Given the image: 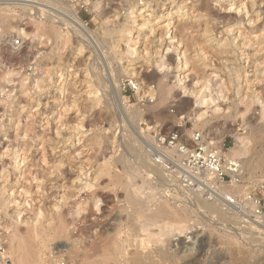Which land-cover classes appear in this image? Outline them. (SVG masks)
Listing matches in <instances>:
<instances>
[{
    "label": "rangeland",
    "instance_id": "obj_1",
    "mask_svg": "<svg viewBox=\"0 0 264 264\" xmlns=\"http://www.w3.org/2000/svg\"><path fill=\"white\" fill-rule=\"evenodd\" d=\"M50 1L52 3L48 4ZM56 2L58 4H54ZM241 3L246 11L242 10L239 17L223 14L219 9ZM0 7V13H6L4 9L9 12L6 22H0V51L13 52L14 41H27L22 60L0 59V192L6 197L0 193V238L6 242L13 264L19 263L11 256L12 235L32 231V228L47 230L46 225L51 228L58 218L65 219L62 222L66 232L59 242L74 246L76 252L88 253L87 258L84 253L63 252L70 262L77 264H93L86 261L94 257L95 243L109 235L120 252L114 261L110 258L105 264H264L262 170L249 173L242 166L244 181L234 194L239 198V205H231L232 208L219 198L214 200L191 192L192 196L190 191L181 189L169 174L152 162L145 148L151 127L158 125L167 129L178 127L185 132L186 139L192 131L202 130L212 140L223 142L227 152L239 145L237 136L243 135L247 138L248 152L242 159L261 153L260 141L264 142V0H223L220 3L217 0H0ZM151 8L156 10L154 17L160 18L163 24L171 17L166 31L160 32L162 38L158 33L153 42L149 41L151 39L145 42L139 34L135 39L137 44L133 43L135 40L125 44L130 34L136 36V24ZM75 15L80 23L74 22ZM17 17L26 18L29 28L19 30L22 27L15 26ZM247 18L254 19L253 25L246 27ZM7 21L9 24L4 25ZM36 21H44L46 26L51 23L56 32H48L46 38L47 32L35 28ZM24 34L27 39L22 37ZM165 35H172L178 50L184 51L183 62L191 58L190 63H186L191 69H176L175 62H170L163 54L160 42L166 40ZM178 35H182L180 39ZM235 35L237 37L233 38ZM131 45L135 46L133 50ZM131 52L134 53L126 55ZM233 53L236 54L231 56ZM225 59L228 62H223ZM158 61L161 68L157 66ZM164 64L169 66V71V68L162 69ZM180 72H185V76L179 78L178 83ZM159 79L174 86L172 92L175 93L171 92L165 103L159 102L161 105L154 109L159 97ZM99 80L105 81L102 83L105 87H101ZM195 80L203 84L196 85ZM200 88L205 90L202 95H207L206 99L212 98L204 108L196 104ZM89 94L94 96L90 98ZM216 108L219 111H215ZM204 111L207 112L198 116ZM227 152L225 156L230 155ZM98 170L108 180H102ZM158 171L159 174H155ZM108 173L121 177L108 178ZM138 186L142 188L139 190ZM134 188L140 193L135 194ZM249 191L260 196L257 204L260 214L252 212L253 204L242 198ZM216 208L222 211V216L213 212L218 211ZM145 217L157 218L150 222ZM177 222L187 225L186 229L179 232L177 228L184 227H176L180 226ZM167 223L175 228L162 237L167 231L163 225ZM158 231L164 233L156 239ZM36 243L39 246L37 261L52 247L55 250L56 240H47L43 245ZM107 248L115 251L114 247Z\"/></svg>",
    "mask_w": 264,
    "mask_h": 264
},
{
    "label": "bare ground",
    "instance_id": "obj_2",
    "mask_svg": "<svg viewBox=\"0 0 264 264\" xmlns=\"http://www.w3.org/2000/svg\"><path fill=\"white\" fill-rule=\"evenodd\" d=\"M40 1H43V0H40ZM56 1H58V0H56ZM250 1V0H249ZM32 2V1H31ZM47 2V1H46ZM55 2V1H54ZM217 2L218 3H220V2H223V0H217ZM248 2V1H247ZM261 2V1H260ZM49 3H52L51 1L50 2H48V4ZM254 3V2H253ZM262 3V2H261ZM3 4V3H2ZM14 4H16V3H14ZM38 4V3H37ZM54 4H58L57 2L56 3H54ZM60 4V3H59ZM243 4H244V2H243ZM242 3L241 4H238V5H233V4H228V5H226V6H223V7H220L219 9H220V11L223 13V14H232V15H234V16H238L239 14H241V12H242V10H243V12H245L246 11V9H245V4L243 5ZM13 5V4H12ZM17 5V4H16ZM52 5V4H51ZM61 5H63V4H61ZM252 5V4H251ZM262 5V4H261ZM29 7V6H28ZM59 7V6H58ZM57 7V8H58ZM213 7V6H212ZM211 7V8H212ZM252 7V6H251ZM0 8H2V7H0ZM50 8V7H49ZM242 8H244V9H242ZM48 9V8H47ZM46 9V10H47ZM61 9V8H60ZM158 9V8H157ZM213 9V8H212ZM215 9V8H214ZM218 9V10H219ZM251 9V11H252V8H250ZM2 10V9H1ZM5 11H6V13H0V22H6V20H7V18H6V14L7 13H9V12H7L8 10L7 9H4ZM64 10V9H63ZM216 10V9H215ZM245 10V11H244ZM256 10V9H255ZM10 11V10H9ZM48 12H49V10H47ZM65 11V10H64ZM251 11H249V12H251ZM257 11V10H256ZM260 11V10H259ZM1 12V11H0ZM51 12V11H50ZM67 12H69V11H67ZM187 12V11H186ZM201 12V11H200ZM208 12V11H207ZM248 12V11H247ZM255 12V11H254ZM11 14L13 13V12H10ZM40 13H42V12H40ZM55 13V12H54ZM60 13H62V12H60ZM219 13V12H218ZM262 13V12H261ZM260 13V14H261ZM45 14V13H44ZM43 14V15H44ZM57 14V13H56ZM74 14V13H73ZM141 14V13H140ZM174 14V13H173ZM185 14V13H184ZM256 14V13H255ZM16 15V14H15ZM14 15V17H16ZM25 15V14H24ZM48 14H46V19L49 17V16H47ZM57 15H59V14H57ZM70 15V14H69ZM155 15H157V13H156V10H154V9H150L149 10V12H147V14H142L141 15V21H140V23H138V24H136V36H131V34H130V36L128 37V39H127V41H126V43L125 44H127V43H129L130 41H132L133 42V40H135V39H137L138 38V36H139V34H142V38L145 40V42L147 41V40H149V39H151V40H149V41H152V39H154L155 38V36L157 37V35H158V33L160 34V32H165L166 31V29H167V27H168V22L170 21V19H171V17L170 18H168L167 19V23H165V24H163V22L161 23V21H160V18H155L154 16ZM242 15V14H241ZM244 15H247V14H244ZM17 16H19L18 14H17ZM28 16V15H27ZM140 16V15H139ZM184 16V15H183ZM261 16V15H260ZM10 17V16H9ZM44 17V16H43ZM71 17H72V15H71ZM71 17H70V19H71ZM74 17V16H73ZM180 17V16H179ZM182 17V16H181ZM239 17V16H238ZM19 17H17V19H18ZM31 18V17H30ZM44 18V19H45ZM53 18V17H52ZM75 18H76V15H75ZM261 18V17H260ZM11 19H14V18H12L11 17ZM41 19H43V18H41ZM162 19V18H161ZM245 19H246V17H245ZM253 19V18H252ZM259 19V18H258ZM257 18H256V20H258ZM33 20H34V18H33ZM32 20V21H33ZM39 20V19H38ZM49 20V19H48ZM54 20V19H53ZM53 20H51V21H53ZM117 20V19H116ZM198 20V19H197ZM241 20V19H240ZM247 20H248V18H247ZM254 20V19H253ZM253 20H248L249 22H247V25H246V27H249L250 25H253V23L251 22V21H253ZM264 20V19H263ZM47 21V20H46ZM60 21V20H59ZM73 21V20H72ZM78 22V23H80V20L79 19H77L76 18V20H74V22ZM181 21V20H180ZM183 21V20H182ZM181 21V22H182ZM199 21V20H198ZM37 22V23H36ZM35 23H36V29L38 30V31H44V32H49L50 33V31H53V32H56V31H54V30H52L53 29V26H51V23H50V25H48V26H46V23H44V21L42 22V21H36ZM107 22V21H106ZM112 22V21H111ZM256 22H258V21H256ZM57 23V22H56ZM55 23V24H56ZM108 23V22H107ZM171 23V22H170ZM1 24V23H0ZM5 24H9L8 23V21H7V23H4V25ZM109 24V23H108ZM255 24H257V23H255ZM128 25V24H127ZM170 25V24H169ZM178 25H179V23H178ZM177 25V26H178ZM238 25V24H237ZM240 25H242L241 23H239V26ZM15 26L16 27H18V26H21L22 28H20L19 30H23V29H26V28H29V22H28V20L26 19V18H19L18 19V21H17V23L15 24ZM54 26H56V25H54ZM172 26V25H171ZM255 26V25H254ZM10 27V26H9ZM175 27V26H174ZM58 28V27H57ZM57 28H55V29H57ZM172 28V31H173V27H171ZM206 28V27H205ZM179 29H181V28H179ZM208 29V28H207ZM225 29V28H224ZM12 30V29H11ZM10 30V31H11ZM15 31H16V29H14ZM118 30V29H117ZM175 30V32H177L176 31V29H174ZM232 30V29H231ZM234 30V29H233ZM232 30V31H233ZM37 31V32H38ZM113 31V30H112ZM167 31H169V30H167ZM183 31V30H182ZM224 31H226V30H224ZM18 32H20V31H18ZM23 32V31H22ZM111 31H109V33H110ZM174 32V31H173ZM172 32V33H173ZM181 32V31H180ZM185 32V31H184ZM183 32V33H184ZM192 32V31H191ZM203 32H204V30H203ZM24 33H26V32H24ZM41 33V32H40ZM49 33L47 34V36H45L46 38H48V35H49ZM112 33H115V32H112ZM118 33V32H117ZM233 33V32H232ZM261 33H263V32H261ZM42 34H44V33H42ZM55 34V33H54ZM119 34H120V31H119ZM127 34V33H126ZM180 34H182V32L180 33ZM188 34V33H187ZM252 34V33H251ZM264 34V33H263ZM263 34H261V35H263ZM15 35V34H14ZM53 35V34H52ZM52 35H50L51 37H52ZM106 35H108V34H106ZM114 35H116V33L114 34ZM123 35H125V34H123ZM238 35H239V33H238ZM22 36V35H21ZM27 36V35H26ZM26 36H25V34L22 36V37H25L26 38ZM166 36V35H165ZM164 36V38L163 39H165L166 38V40H161L162 42H160L161 44H160V47H162L163 48V50H164V55H166L167 56V59L170 61V62H175L174 64H175V68L177 69L178 67H180V70L181 71H188L189 69H191V68H189L188 67V65L186 64L187 62H189L190 60L189 59H191V58H188V60H186V62H183L182 61V57L184 56V51L183 52H181L180 50H178V45H177V41L176 40H172L174 37L172 36V35H169V36H166L165 37ZM179 36V38L178 39H180V37L182 36H180V35H178ZM17 37V36H16ZM42 37V36H41ZM44 37V36H43ZM44 37V38H45ZM51 37H49V38H51ZM55 37V36H54ZM53 37V38H54ZM59 37H61V35L59 36ZM108 37V36H107ZM159 37H161L162 38V35L160 34V36ZM176 37H177V35H176ZM237 36L235 35V37H233V38H236ZM244 37V36H243ZM11 38V37H10ZM19 38V37H18ZM161 38H157L158 40L159 39H161ZM167 38L169 39V40H167ZM27 39V38H26ZM32 39V38H31ZM176 39V38H175ZM242 39V38H241ZM244 39H246L245 37H244ZM20 40H22V41H20ZM18 39V41H14V46L12 45V48H13V52H6V51H0V59H2V60H7V59H9V60H13V59H15V58H20L22 55H23V51L26 49V47H27V41L25 40L24 41V39ZM47 40V39H46ZM45 40V41H46ZM113 40V39H112ZM114 40H115V38H114ZM140 40V39H139ZM156 40V39H155ZM181 40H183V39H181ZM206 40V39H205ZM211 40H212V38H211ZM49 41V40H48ZM47 41V42H48ZM52 41V40H51ZM124 41V40H123ZM141 41V40H140ZM139 41V42H140ZM209 40H207L206 42H208ZM245 41V40H244ZM113 42V41H112ZM132 42H130V43H132ZM153 42V41H152ZM133 43H135V44H137L136 43V40H135V42H133ZM140 43H143V42H140ZM149 43V42H148ZM147 43V44H148ZM232 43H234V42H232ZM244 43V42H243ZM11 44H13V41H12V43ZM30 44V43H29ZM124 44V43H123ZM122 44V45H123ZM144 44V43H143ZM158 44V43H157ZM190 44V43H189ZM237 44V43H236ZM242 44V43H241ZM246 44V43H245ZM244 44V45H245ZM118 45H120V44H118ZM130 45V44H129ZM141 45V44H140ZM153 45V44H152ZM243 45V46H244ZM114 46H116V44L114 45ZM126 46V45H125ZM134 46V45H133ZM132 45H131V48H132V50H133V48L135 47H133ZM157 46V45H156ZM29 48H30V46H28ZM118 47V46H117ZM128 47V46H127ZM125 48V49H127V50H129L128 48ZM144 47V46H143ZM142 47V48H143ZM159 47V46H158ZM184 47H185V45H184ZM5 48V47H4ZM113 48V47H112ZM118 48H120V47H118ZM186 48V47H185ZM184 48V49H185ZM6 49H8L7 47H6ZM5 49V50H6ZM144 49V48H143ZM142 49V50H143ZM197 49V48H196ZM8 50H10V49H8ZM115 50H116V47H115ZM124 50V49H123ZM132 50H130V51H132ZM138 50V49H137ZM145 50V49H144ZM154 50V49H153ZM156 50V49H155ZM154 50V51H155ZM157 50H159V49H157ZM186 50V49H185ZM139 51V50H138ZM141 51V50H140ZM147 51V50H146ZM25 52V51H24ZM26 52H27V50H26ZM136 52V51H135ZM144 52V51H143ZM190 52V51H189ZM127 53V52H126ZM132 53H134V52H131V53H128V54H126V55H129V54H132ZM139 53V52H138ZM142 53V52H141ZM145 53H147V52H145ZM182 53V54H181ZM136 54V53H135ZM185 54H187V52H185ZM236 54V53H235ZM234 53L233 54H231V56H233V55H235ZM242 54V53H241ZM159 55V54H158ZM161 55V54H160ZM130 56V55H129ZM131 56H133V55H131ZM137 57H139V56H137ZM192 57V56H191ZM25 58V57H24ZM141 58V57H140ZM145 58V57H144ZM234 58V57H233ZM22 59H23V56H22ZM21 58H20V60H22ZM27 59V58H26ZM159 59H161V58H159ZM168 60H166V61H168ZM199 60V59H198ZM203 60V59H202ZM264 60V59H263ZM161 61V60H160ZM165 61V62H166ZM191 61H193V60H191ZM152 62V61H151ZM159 62V61H158ZM165 62H163L162 61V63H165ZM222 62V61H221ZM223 62H228V60H223ZM143 63V62H142ZM167 63V62H166ZM183 63V64H182ZM190 63V62H189ZM261 63V62H260ZM260 63H258V64H260ZM262 63H263V61H262ZM180 64H182V65H180ZM199 64V63H198ZM154 65V64H153ZM157 65V64H156ZM161 62H159L158 63V67L159 68H161ZM168 65V64H167ZM256 65V64H255ZM195 66V65H194ZM257 66H259V65H257ZM156 67V66H155ZM157 67V68H158ZM165 67V69H164V71L165 70H167V68H169V66H167L166 67V65L164 64V66H162V69ZM198 67H199V65H198ZM204 67H205V65H204ZM158 68V69H159ZM203 68V67H202ZM257 68H259V67H257ZM264 68V67H263ZM176 69H175V71H176ZM207 69V68H206ZM170 70V68L168 69V71ZM203 70H205L204 68H203ZM158 71V70H157ZM159 71H161L162 72V70H159ZM190 71H192V70H190ZM188 72L189 74L191 73L192 74V72ZM253 71V70H252ZM154 72V71H153ZM255 73L257 72V71H254ZM187 73V72H186ZM254 73V74H255ZM260 73V75H263V74H261V72H259ZM100 74V73H99ZM102 74V73H101ZM163 74V73H162ZM185 74V72H180L179 74H178V83L179 82H181V79H179V78H184V75ZM97 74H95L94 75V77L96 76ZM210 75H212V74H209V76ZM215 75V74H214ZM213 75V76H214ZM250 75V74H249ZM255 75H257V74H255ZM259 74H258V76H260ZM192 76V75H191ZM246 76V75H245ZM245 76H244V78H245ZM98 77V76H97ZM99 77H100V75H99ZM166 77V76H165ZM252 77V76H251ZM103 78V77H102ZM170 78V77H169ZM247 78V77H246ZM259 78H261V79H263V77H259ZM98 79V78H97ZM195 79V78H194ZM197 79V78H196ZM214 79H215V76H214ZM260 79V81H262ZM95 80H96V78H95ZM102 80V79H101ZM101 80H99V83L100 84H102V83H104V82H102ZM166 80V79H165ZM168 80V79H167ZM176 81H177V79H175ZM253 80V79H252ZM93 81H94V79H93ZM196 81V80H195ZM210 81V80H209ZM220 81V80H219ZM223 81V80H222ZM260 81H258V82H260ZM92 82V81H91ZM206 83H208V80L207 81H205ZM249 82H251V81H249ZM252 82H254V81H252ZM2 83V82H1ZM94 83V82H93ZM92 83V84H93ZM97 83V82H96ZM192 83V82H191ZM197 83H198V85L200 84V83H202L200 80H197L196 82H194V84H196L197 85ZM205 83V84H206ZM246 83H248V81L246 82ZM4 84V83H3ZM2 84V85H3ZM95 84V83H94ZM105 84V83H104ZM181 84H183V83H181ZM203 84V83H202ZM201 84V85H202ZM222 84V83H221ZM251 84V83H250ZM90 85H91V83H90ZM97 85V84H96ZM201 85H199V86H201ZM218 85H220V84H218ZM243 85H246V84H243ZM249 85V83L247 84V86ZM182 86V85H181ZM206 86H207V84H206ZM205 86V87H206ZM247 86H246V88H247ZM254 86V85H253ZM101 87H105V86H103V84L101 85ZM159 89V97H158V102H156V103H154V109H156L158 106H160L161 105V103H159V102H164V100L166 99V98H168V96L170 95V93L172 92V90L174 89L175 90V87L174 86H172V85H170V84H168L167 82H165L164 81V79H159V82H158V86H157ZM89 88H92V87H89ZM179 88H181V87H179ZM182 88H183V86H182ZM204 88V87H203ZM6 89V88H5ZM86 89H87V87H86ZM177 89H178V86H177ZM176 89V90H177ZM211 89H212V87H211ZM247 89H249V88H247ZM256 89V88H255ZM112 90V89H111ZM207 90V89H206ZM3 91H5L4 89H3ZM203 91L205 92V90L203 89ZM203 91H202V89L200 88L197 92H199V93H201L200 95H198V98L196 99L197 100V107L198 106H201V107H205V105L204 104H207V101H209L210 102V100L212 99V98H205V96H207V95H202V94H205V93H203ZM207 91H209V90H207ZM97 92V91H96ZM174 92V91H173ZM173 92H172V94H173ZM175 93V92H174ZM1 94H3V92L1 91ZM91 94V93H90ZM89 94V95H90ZM106 94V93H105ZM86 95V94H85ZM96 95V94H95ZM91 96L93 97L94 95H90V98H91ZM171 96V95H170ZM89 97V96H88ZM106 97V96H105ZM219 98V97H218ZM210 99V100H209ZM104 100H107V99H104ZM109 100V99H108ZM107 100V101H108ZM171 100V99H170ZM214 100V99H213ZM56 101H58V100H56ZM110 101V100H109ZM111 102V101H110ZM165 103V102H164ZM104 104H106V103H104ZM110 104V103H109ZM156 104V105H155ZM209 104V103H208ZM204 105V106H203ZM108 106V105H107ZM26 107V106H25ZM24 107V108H25ZM210 107V106H209ZM208 107V109H211V108H209ZM107 108V107H106ZM36 109V108H35ZM108 109V108H107ZM110 109H112V108H110ZM218 109H221V108H218ZM262 109V108H261ZM23 110V109H22ZM214 111V110H213ZM215 111H219V110H217V108H216V110ZM36 112V111H35ZM51 112V111H50ZM66 112V111H65ZM207 112V111H206ZM205 111L204 112H200L199 113V115L198 116H200V115H203V113H206ZM161 113V112H160ZM262 113H264V111H262ZM65 114V113H64ZM154 114H156V113H154ZM153 114V115H154ZM158 114V113H157ZM51 115H52V113H51ZM262 115V114H261ZM262 116H264V115H262ZM261 116V117H262ZM61 118V117H60ZM53 124V123H52ZM52 129V128H51ZM255 129H258V128H255ZM260 129H258V131H259ZM262 132V131H261ZM146 135V134H145ZM237 138H238V140H239V145L234 149V150H232L231 152H229V154L230 155H227L229 158H239V159H242V157L244 156V155H246L247 154V152H248V149H247V141H246V137L245 136H237ZM137 144V143H136ZM129 145V144H128ZM134 145H135V143H134ZM260 145H261V153H258V154H255V156L253 157V158H250V156H248L247 157V159H245V160H241L240 162H241V164H242V166L246 169V170H248V172L249 173H252V172H254L255 170H262L261 172H262V174L264 173V142H261L260 141ZM135 146H137V148H138V146L139 145H135ZM131 147V146H130ZM140 147H141V145H140ZM134 148V147H133ZM132 148V149H133ZM142 149V148H141ZM128 150H129V148H128ZM129 151H131V150H129ZM135 151V150H134ZM139 151H141V150H139ZM132 152V151H131ZM136 152V151H135ZM225 152H227V151H224V153ZM227 152V153H228ZM145 153V152H144ZM76 155V154H75ZM78 156V155H77ZM118 156V155H117ZM116 156V157H117ZM121 156V155H120ZM120 156L118 157V162L120 161ZM123 156V155H122ZM121 156V158H123ZM143 156V155H142ZM141 156V157H142ZM144 157V156H143ZM125 159V158H124ZM124 159H122V160H124ZM127 159V158H126ZM139 159H140V157H139ZM142 159V158H141ZM114 161V160H113ZM147 162H150V161H147ZM114 163H117L116 161L114 162ZM121 163H123V162H121L120 161V164ZM117 164H119V163H117ZM125 164V163H124ZM141 164V163H140ZM153 164V163H152ZM2 165V164H1ZM101 165H103V164H101ZM112 165V164H111ZM14 166H16V165H14ZM18 166V165H17ZM100 166V165H99ZM102 167V166H101ZM100 167V169H102V168H104V167H102L101 168ZM112 167H113V165H112ZM142 167H143V165H142ZM147 167V166H146ZM145 167V168H146ZM144 168V167H143ZM146 169H148V168H146ZM152 169V168H151ZM160 169H162V168H160ZM114 170V169H113ZM153 170V169H152ZM152 170H150L151 172H153ZM99 171V174L101 173L100 172V170H98ZM102 171V170H101ZM129 172H131V171H129ZM132 172H133V170H132ZM256 172V171H255ZM109 173H111V171L109 172ZM108 173V178H110V177H114V176H116V177H118V178H120L121 177V175H120V177L119 176H117L116 174H114L113 173V175H111V174H109ZM134 173V175H135V172H133ZM165 173V172H164ZM124 174L126 175L127 173H125L124 172ZM154 174V173H153ZM155 174H159V171H158V173H156L155 172ZM101 175V178H102V180H103V178H105V176H103L102 177V174H100ZM104 175V174H103ZM119 175V174H118ZM166 175V174H165ZM168 175V174H167ZM251 175V174H250ZM250 175H248V176H250ZM127 176V175H126ZM106 177H107V175H106ZM129 177H134V176H129ZM165 177H168V176H165ZM251 177H253V175L251 176ZM98 178H99V176H98ZM100 178V179H101ZM159 178V177H158ZM250 178V177H249ZM100 179H98V180H100ZM106 180H108L107 178H105ZM112 179V178H111ZM16 180V179H15ZM173 180V179H172ZM111 181V180H110ZM119 181V180H118ZM5 182V181H4ZM102 182V181H101ZM109 182V181H108ZM117 182V181H116ZM13 183V182H12ZM15 183H17L16 181H15ZM128 182H125L124 181V184H127ZM175 183V181L173 182V184ZM176 184V183H175ZM4 185V184H3ZM123 185V184H122ZM135 185H137V184H135ZM109 186V185H108ZM144 186V185H143ZM176 186V185H175ZM1 187V186H0ZM139 187V190H140V188H142V186H138ZM144 187H146V186H144ZM239 187H240V185H230L229 183H226V184H222V185H220V188H221V192L223 193V194H225L224 196H227L228 198H229V200H233V199H230L234 194H235V192H237L238 190H239ZM4 188V187H3ZM14 189V188H13ZM3 190H5V189H3ZM134 191H135V188H134ZM181 191V190H180ZM183 191V190H182ZM181 191V192H182ZM5 192V191H4ZM19 192V191H18ZM103 192V191H102ZM225 192H228V194L227 193H225ZM0 193H2L1 195H3L4 196V194L5 193H3V192H0ZM14 193H16V191L14 192ZM110 193V192H109ZM139 194L140 192H136L135 191V194ZM176 193V192H175ZM174 193V194H175ZM11 194V193H10ZM13 194V193H12ZM105 194V193H104ZM129 194H130V192H128V196H129ZM146 194H148V193H146ZM190 194H191V192H190ZM230 194V195H229ZM0 195V196H1ZM9 195V194H8ZM108 195H110V194H108ZM151 195H153V194H151ZM179 195V194H178ZM181 195H183V197H184V194H181ZM192 196H193V194H191ZM190 195V196H191ZM200 195V194H199ZM9 196H11V195H9ZM104 196V195H103ZM136 196V195H135ZM139 196V195H138ZM176 196V195H175ZM191 196V197H192ZM195 196H198V195H195ZM130 197H132V194H131V196ZM142 197V196H141ZM150 197V196H149ZM152 197V196H151ZM150 197V198H151ZM177 197V196H176ZM178 197H180V196H178ZM186 197H188L187 195H186ZM185 197V198H186ZM4 198H6L5 196H4ZM135 198V197H134ZM107 199V198H106ZM129 199V198H128ZM132 199V198H131ZM145 199V198H144ZM180 199V198H179ZM198 198H196V200H197ZM200 199V198H199ZM162 200H164V199H162ZM180 200H182V199H180ZM195 200V199H194ZM215 200V199H214ZM219 200V199H218ZM228 200V201H229ZM140 201V200H139ZM177 201V200H176ZM186 201H187V199H186ZM198 201H200V200H198ZM201 201H203V200H201ZM221 202L222 201H224V202H226V204H228L229 205V203H228V201L227 200H225V199H222V200H220ZM219 201V202H220ZM131 202H133V201H131ZM143 202V201H142ZM183 202H185V200L183 201ZM189 202H190V200H189ZM204 202H206V201H204ZM218 202V201H217ZM236 202V201H235ZM134 203H135V201H134ZM144 203V202H143ZM150 203V202H149ZM157 203H159V202H157ZM171 203V202H170ZM196 203V202H195ZM161 204V203H160ZM159 204V205H160ZM167 204V203H166ZM184 204V203H183ZM198 204H200V203H198ZM214 204V203H213ZM220 204V203H219ZM144 205V204H143ZM202 205H203V202H202ZM209 205V204H208ZM231 205H234V204H230V206ZM7 206V205H6ZM9 206V205H8ZM135 206V205H134ZM164 206V205H163ZM167 206H168V204H167ZM191 206V205H190ZM217 206H218V204H217ZM222 206H224V204H222ZM221 206V207H222ZM229 206V207H230ZM11 207V206H10ZM169 207H171L170 205H169ZM175 207V206H174ZM209 207H211V206H209ZM214 207V206H213ZM219 207V206H218ZM227 207V206H226ZM228 207V208H229ZM232 208H234V206H231ZM240 207V206H239ZM158 208V207H157ZM160 209H162L161 207H159ZM182 208V207H181ZM212 208V207H211ZM211 208H208V210H213V209H211ZM158 210L159 212L161 211V210ZM173 209V208H172ZM203 209V208H202ZM217 209V208H216ZM215 209V210H216ZM237 209V208H236ZM243 209V208H242ZM12 210V209H11ZM137 210V209H136ZM148 210V209H147ZM176 210H177V208H176ZM176 210H171L172 212L171 213H175V211ZM180 210V209H179ZM189 210H190V208H189ZM207 210V209H206ZM218 210V209H217ZM7 211V210H6ZM5 212V211H4ZM178 212H180V211H178ZM214 213H219V215L220 216H222L220 213H222V211L220 210V212H219V210L218 211H213ZM252 212H254V211H252ZM6 213V212H5ZM18 213V212H17ZM141 213V212H140ZM176 213H177V211H176ZM211 213V212H210ZM214 213H212V214H214ZM174 215H176V214H174ZM173 215V216H174ZM187 215V214H186ZM231 214H229V216H230ZM15 216V215H14ZM144 216H145V214H144ZM176 216H178V214L176 215ZM228 216V215H227ZM232 216V215H231ZM236 216V215H235ZM239 216V215H238ZM234 216H232V218H233ZM147 220H150V222H154L155 220H156V218L155 219H149L148 217H145ZM228 218H230V217H228ZM235 218V217H234ZM238 218V217H237ZM14 220V219H13ZM62 220H65V219H59L58 218V222L55 224V225H51L52 227L51 228H49V225L47 226L46 225V228H48L47 230H44V229H41V228H38V229H41L40 231L39 230H37V231H35L34 229L35 228H32V231H29V230H26L25 232H23V233H21V234H16V235H12L13 237L11 238V241H10V246H11V256H13V258H14V262H17V263H19V264H29V263H31V264H33V261H35L36 259H38L37 258V256L39 255L38 253H39V246H36V242H39V244H44L47 240H56V245L54 246V249L56 250V252H64V251H66V252H71L72 254L73 253H75L76 252V250H75V247H74V249H73V247L72 246H70V245H67V243L65 244V243H63V242H59V240H61L60 238L63 236L64 237V233H66V232H64L65 231V225H63V222H62ZM171 220H173V219H171ZM222 220V219H221ZM229 220H232V219H229ZM256 220V219H255ZM1 221V220H0ZM176 221H178V219L176 220ZM181 221V220H180ZM233 221V220H232ZM15 222V221H14ZM231 222V221H230ZM233 222H236V221H233ZM242 222H244V220L242 221ZM246 222V223H245ZM244 222V224H247L248 225V223H247V221H245ZM253 222V221H252ZM257 222V221H256ZM140 223V222H139ZM143 223V222H142ZM145 223V222H144ZM146 223H147V221H146ZM165 223V222H164ZM178 223V222H177ZM249 223H251V222H249ZM3 224V223H2ZM149 224H152V223H149ZM172 224H175V223H172ZM236 224V223H235ZM255 224V223H254ZM259 224V223H258ZM145 225H148V224H145ZM145 225H141V226H145ZM168 225V226H167ZM167 225H163L164 227H165V230H167L166 232H165V234H163V233H161V232H159L158 231V233H156V239L158 238V237H160L162 234H163V236L162 237H164L165 235H166V233H167V235H169V231H170V234L172 233V228H175V227H173V225H170L169 223H167ZM178 225H180V226H177V225H175L176 227H184V229L182 228V229H178L177 228V230L180 232V231H184L185 229H186V226H183L184 224L183 223H178ZM250 225V224H249ZM3 226V225H2ZM162 226V228H164ZM245 226V225H244ZM255 226H257V225H255ZM260 226H263V225H260ZM4 227V226H3ZM2 227V228H3ZM15 227V226H14ZM33 227V226H32ZM145 227H147V226H145ZM238 227V226H237ZM236 227V228H237ZM242 227V226H241ZM249 227V226H248ZM251 227V226H250ZM28 228V227H27ZM45 228V229H46ZM143 228V227H142ZM141 228V229H142ZM161 228V227H160ZM251 228H254V227H251ZM258 229V228H257ZM1 230H3V229H1ZM174 230V229H173ZM248 230H251V229H248ZM253 230V229H252ZM251 230V231H252ZM259 230H261V229H258V231ZM5 231V230H4ZM148 231V230H147ZM175 231H176V229H175ZM64 232V233H63ZM141 232V231H140ZM230 232V231H229ZM244 232V231H243ZM247 232V231H246ZM249 232V231H248ZM254 232H255V230H254ZM257 232V231H256ZM260 232V231H259ZM18 233V232H17ZM245 233V232H244ZM251 233V232H250ZM110 234V233H109ZM248 234V233H247ZM259 234V233H258ZM113 235V234H112ZM145 235H146V233H145ZM155 235V234H154ZM166 235V236H167ZM250 235V234H249ZM256 235H257V233H256ZM256 235H254V237H256ZM260 235V234H259ZM101 236V235H100ZM99 236V237H100ZM251 236V235H250ZM249 236V238H253V235L250 237ZM258 236V235H257ZM110 237V238H109ZM109 237L108 238H104L103 236H102V238L103 239H99V241L97 242V245H96V243H95V245L94 246H96L95 248H96V251H95V253H94V257L92 256L91 257V259L90 260H87L86 262L88 263V261L91 263H93V264H105L104 262H108V260H110V258L111 259H113V261H114V258H115V256H117L119 253L118 252H120V250H119V247H117V245H114L113 246V240L111 239V237L112 236H110L109 235ZM96 238V237H95ZM113 238V237H112ZM97 239V238H96ZM95 239V240H96ZM115 239V238H114ZM155 239V240H156ZM98 240V239H97ZM160 240H162V239H160ZM254 241V240H253ZM59 242V243H58ZM69 242V241H68ZM74 243V242H73ZM115 244V243H114ZM74 245V244H73ZM77 245V244H76ZM56 246H60V249L59 248H56ZM114 247L115 248V251L113 250V249H111L112 251H110L107 247ZM53 248V247H52ZM91 248V247H90ZM76 249H77V246H76ZM79 249H77V251H78ZM108 250L110 251V252H108ZM114 251V252H113ZM80 252V251H79ZM79 252H76L75 253V255L77 254L78 255V253ZM86 252V251H85ZM112 252V253H111ZM81 253L83 254L84 252H82L81 251ZM81 253H79L80 255H81ZM118 253V254H117ZM142 253V252H141ZM140 253V254H141ZM84 254H86V253H84ZM83 254V255H84ZM88 254V253H87ZM86 254V256H87V258H88V255ZM79 255V256H80ZM120 255H122V254H120ZM86 256H85V258H86ZM77 257V256H76ZM80 257H82V256H80ZM120 258V257H119ZM37 261V260H36ZM112 261V262H113ZM84 262H85V259H84ZM35 263V262H34Z\"/></svg>",
    "mask_w": 264,
    "mask_h": 264
},
{
    "label": "built area",
    "instance_id": "obj_3",
    "mask_svg": "<svg viewBox=\"0 0 264 264\" xmlns=\"http://www.w3.org/2000/svg\"><path fill=\"white\" fill-rule=\"evenodd\" d=\"M150 138L145 142L148 156L184 190L204 195L212 199H225L220 185H241L244 181V168L239 159L229 158L224 154V143L209 138L202 130L192 131L189 139L180 128L167 129L154 125ZM253 204V211L260 214L257 204L260 196L249 191L242 197ZM229 204L239 205L236 196H232ZM236 201V202H235ZM76 228H73L75 230ZM0 264H13L7 253V244L0 238ZM33 264H77L70 262L64 253L51 251Z\"/></svg>",
    "mask_w": 264,
    "mask_h": 264
}]
</instances>
